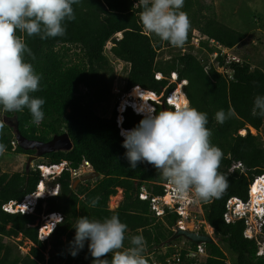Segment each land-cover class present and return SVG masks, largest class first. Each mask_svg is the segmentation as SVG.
Returning a JSON list of instances; mask_svg holds the SVG:
<instances>
[{"label":"trees","instance_id":"16d2710c","mask_svg":"<svg viewBox=\"0 0 264 264\" xmlns=\"http://www.w3.org/2000/svg\"><path fill=\"white\" fill-rule=\"evenodd\" d=\"M73 9L75 19L65 21L63 36L42 40L38 35L28 37L17 33L32 53L31 56L25 54V60L41 75L38 90L30 95L45 100L42 105L44 119L34 124L27 108L21 112L3 113L10 125L4 124L6 134H0V143L6 146L5 152L30 156L31 149H23L20 145L24 141L45 143L65 133L72 144L68 151L44 153L37 156V160L65 161L71 168L85 160L98 176L73 187L69 173L62 171L52 182L58 184L57 194L47 197L44 205L39 200L33 213L19 214L3 211L2 206L8 201L19 202L24 195L33 192L39 176L36 171L26 168L11 175L0 169V264H92L94 258L88 252L87 242L75 257L69 254V242L75 235V219L82 216L103 219L117 214L127 224L129 236L143 235L147 250L157 248L173 233L179 220L176 213L166 210L162 220L155 221L149 203L137 198L142 185L145 191L162 196L165 180L150 163L138 162L135 169L129 167L115 124V109L112 107L105 116L103 107L112 97L113 83L110 78L113 68L106 50L115 60L129 66L124 91L137 85L157 95H167L176 87L167 79L171 72L176 73L178 80L186 81L181 89L185 100L188 106L207 113L206 127L212 133L210 143L223 152L217 171L228 182L218 197L202 205L205 221L213 229L217 241L225 246L230 264H264V258L256 256L255 242L242 235L243 221L225 224L222 219L225 201L229 197L246 199L252 179L264 174V143L259 136L264 117L253 115L251 111L253 98L264 94V66L251 69L246 61L232 62L233 79L229 80L216 71L212 62L202 63L190 51L181 53L178 50L169 58H158L163 47L174 46L143 29L139 0H80ZM182 10L191 23L184 45L195 41L199 48L212 52L214 48L208 47L211 40L230 49L245 37L219 21L211 5L203 4L201 0H184ZM217 60L222 64L219 56ZM156 72L163 75L161 80L154 78ZM136 94L135 90L130 92L132 100H136V110L145 115L142 102L145 97L136 103ZM230 107L235 116L218 123L215 113L220 109L227 113ZM160 110L161 105L155 103V111ZM143 118L127 109L122 126L132 129ZM250 129L256 133H250ZM240 130L245 131L243 136L239 134ZM234 162H240L242 170L229 173ZM117 189H121L122 200L110 210L108 199ZM93 198H98L95 207L90 206ZM46 212H59L62 219L48 239L40 241L37 238L39 217ZM17 236L31 243L23 256L14 254L12 246L5 242ZM128 246L126 239L124 247ZM46 249L48 257L44 254ZM205 249V264H227L218 244L206 243ZM106 255L111 258V253Z\"/></svg>","mask_w":264,"mask_h":264},{"label":"clouds","instance_id":"9594fccd","mask_svg":"<svg viewBox=\"0 0 264 264\" xmlns=\"http://www.w3.org/2000/svg\"><path fill=\"white\" fill-rule=\"evenodd\" d=\"M79 2L0 0V113L21 112L27 108L34 124L44 119L45 100L30 95L38 90L41 75L25 60V54L31 56L32 53L17 33L28 37L38 35L42 40L63 36L65 21L75 19L73 5ZM139 4L142 7L139 19L146 32L172 46L184 45L191 28L187 13L182 10L184 0H139ZM251 111L253 115L264 117V94L253 98ZM233 116L235 111L231 107L227 113L220 109L215 113V120L222 124ZM207 124V113L188 106L186 101L182 106L169 105L168 109L158 112L148 107L137 126L120 131L129 167L135 169L138 162L150 163L181 196L191 189L201 200L218 197L228 182L217 171L223 152L210 143L212 133ZM3 127L0 120V129ZM242 132L243 136L245 131ZM5 150L6 146L0 143V154ZM97 199L90 201L91 207L96 206ZM150 212L153 213L151 209ZM152 217L155 218L153 214ZM74 229L75 235L69 242V254L73 257L87 242L88 252L94 258L92 264H148L143 235L129 236L127 224L117 214L103 219L78 217ZM126 239L128 247H124ZM109 253L111 258L106 255Z\"/></svg>","mask_w":264,"mask_h":264},{"label":"rangeland","instance_id":"374dc122","mask_svg":"<svg viewBox=\"0 0 264 264\" xmlns=\"http://www.w3.org/2000/svg\"><path fill=\"white\" fill-rule=\"evenodd\" d=\"M201 1L205 5H211L212 10L214 11L216 17H218L219 21H221L223 24L237 31H240L245 35V37L239 44L235 45L233 48L227 49L226 54L233 55L239 61L248 62L251 66V69L262 68L264 66V0H201ZM240 14H243L244 16ZM250 14L255 16V19ZM215 45H216L215 42L212 41L208 43V47L214 48L213 52H207L199 48L195 41L189 43V45H183L182 47L165 46L160 50L158 58H162V59L169 58L171 55L175 54L178 50H180L181 53L190 51L193 55L197 57L199 61L206 64L208 62L214 61L213 60L214 51L216 50ZM189 47H191V49H189ZM105 52L108 55V58L110 60L109 62L113 68V72L110 74V78H112L113 80L112 89H111L112 97L110 101L104 104L103 107L106 113L105 116H108L111 108L113 107L115 109L116 104L119 103V101L117 102L118 97H120L119 95L125 93L123 92L124 91L123 86L129 66L121 61L115 60L107 52V50ZM178 87L179 85H176V87L173 90H175ZM130 92L131 91L129 90L127 93L129 94ZM161 95L162 93L158 94V96ZM0 119L3 121L5 125L8 126L10 125L9 121H7L8 119H5L3 113H0ZM2 130L3 128L0 129V134L2 132L6 134L5 131ZM249 132L252 134L256 133L255 130L252 131L251 129ZM240 133L243 134L242 130L239 131V134ZM259 136L262 139V142L264 143V119L262 122V126L259 130ZM34 156L37 155L32 154L31 156H28L26 154L5 152L0 155V169L9 175L17 172H23V169L26 168V163L28 158ZM39 161L40 160L31 158V161H29L28 164L29 165L28 169L30 170L34 169L33 164H37ZM79 177H72L71 182L78 179ZM94 179L95 178L93 177V179L90 180H94ZM44 186H45V190L42 192V194H40L42 196L41 199L43 200L42 205H44L45 197L53 195V192H51L52 184L48 181L45 182ZM120 200H122L121 189H117L116 194L109 197L108 199V203H107L108 209L110 210L115 209V207L119 204ZM43 216L41 215V217H39L40 225H43L44 221L47 220L44 219ZM50 220L54 222L56 218L50 217ZM205 231L210 234L208 235L213 238L214 243L218 244L222 248L226 256V259L228 261L227 264H230L229 262L230 255L227 252L225 246L217 241V238L213 234L212 228H210L209 226H205ZM183 240L184 239L182 238L175 239L172 245H182ZM5 242L12 246L14 254H18L20 256L25 255L31 246V243L28 240L21 238V236H17L16 238L6 239ZM160 246L161 244L158 246V248ZM47 250L48 249L44 251L45 257H48Z\"/></svg>","mask_w":264,"mask_h":264},{"label":"built area","instance_id":"2783aa9c","mask_svg":"<svg viewBox=\"0 0 264 264\" xmlns=\"http://www.w3.org/2000/svg\"><path fill=\"white\" fill-rule=\"evenodd\" d=\"M223 51V50H222ZM239 60L233 55H228V58L225 61V64L230 63V61ZM160 78V77H158ZM156 78V79H158ZM135 88V87H134ZM133 88V89H134ZM132 89V91H133ZM140 93L137 95L139 98L145 97L146 110L148 107H153L155 105L150 101L160 104L162 97L154 94L151 91H147L139 86L135 88ZM147 94V96H145ZM169 94V93H168ZM130 94H128L129 97ZM168 98L167 103H169ZM160 100V101H159ZM117 110V105H116ZM145 110V115H146ZM137 111V110H136ZM144 115V116H145ZM264 153V150H263ZM39 165L36 167L38 168ZM52 167L49 172H53ZM235 169L242 170V165L240 162H234L230 167L228 172H232ZM81 170L72 171V176L77 177L81 174ZM162 196L152 199V204L150 209L153 212L152 214L156 217H161L164 214V209H168L171 212H174L179 217L177 224L174 226V229L180 228L182 230L193 232L201 235H208L205 231V226H209L204 218L202 205L211 201L201 200L196 197L193 190H189L186 194L181 196L178 194L173 186L165 181V188ZM37 194L32 193L26 196L25 203L24 201L19 203L9 202L3 207L4 210H19L21 212H27L30 210L28 205L32 202V197L35 198ZM196 207L195 210L189 207ZM264 206V174L257 175L254 177L252 184L246 192V199L238 197H229L224 203V211L222 214V219L225 224H232L236 221H243L244 229L242 235L248 240H253L257 247L256 256L264 258V216L257 221L254 218V214L260 211ZM52 225L49 220H45L44 224L40 229L41 236H44L45 230H48L49 226ZM210 227V226H209ZM211 228V227H210ZM213 231V229H212ZM210 235V234H209ZM208 235V236H209ZM211 237V236H209ZM213 240V238L211 237ZM182 245H172L167 244L165 246H160L159 248H154L153 250L145 249V256L148 260V264H205L204 259L207 256L205 249V243H192L186 239L182 241ZM214 243V240H213Z\"/></svg>","mask_w":264,"mask_h":264},{"label":"bare ground","instance_id":"6f19581e","mask_svg":"<svg viewBox=\"0 0 264 264\" xmlns=\"http://www.w3.org/2000/svg\"><path fill=\"white\" fill-rule=\"evenodd\" d=\"M212 41V40H211ZM212 42H214V41H212ZM216 45H215V47H216V50L214 51V57H213V60L214 61H212V63H213V65H214V68L216 69V71L217 72H219V73H221L222 75H224V76H226L229 80H232L233 79V77H232V71H231V69H230V64L232 63V62H235L234 60H232V61H230V63H228V64H225V61H226V59L228 58V55L226 54V50L228 49V48H226V47H223V46H221V45H219V44H217V43H215ZM223 50V51H222ZM213 52V51H212ZM220 57L221 58V60H222V64H220V60H217V57ZM158 77H160L159 79H157V80H161V78L163 77V75L161 74V73H158V72H156V73H154V78H158ZM168 79V81H169V79L170 80H172L175 84H178L179 85V87L178 88H176L175 90H171L170 92H169V94H167V95H164L163 93H162V95L160 96V97H163L162 99H161V103H164L167 107H169V104L167 103V101H168V98L171 96V98L169 99V103L173 106V107H177V106H182L183 104H184V102L186 101L185 100V97H184V94H183V92H182V86L183 85H185L186 84V82H185V84H183L182 82H181V80H178L177 79V75L174 73V72H171L170 74H169V77L167 78ZM135 87V86H134ZM134 87H132V88H130V89H128L127 91H123V92H125V93H122V94H120L119 96L120 97H118V100H117V102L119 101V103H117L116 105H117V110H116V108H115V113H116V117H115V124H116V126L118 127V133H119V136L122 138V141H123V137L120 135V131H121V129H124V130H130V128L129 129H126V128H124L123 126H122V121H123V114L126 112V110L127 109H129L133 114H135V115H139V116H141V117H144V115L142 114V112H139L138 110L136 111V105H135V103H134V101H136V100H132V98H131V96L129 95V97H128V91L130 90V91H132V89L134 88ZM137 91V94H136V96L137 95H139V91L138 90H136V89H133V91ZM148 91V90H147ZM152 92V91H151ZM130 94V93H129ZM146 96H147V94H146ZM138 97V96H137ZM137 101L138 102H136V103H139L140 101H141V98H137ZM142 102H144V105H145V107L143 108V109H145L147 106H146V103L148 102H146L145 101V99L144 100H142ZM141 102V103H142ZM152 102V104H154L155 105V102L154 101H151ZM161 103H160V105H161ZM138 106V105H137ZM116 107V106H115ZM122 109V110H121ZM143 109H140V111L141 110H143ZM168 109V108H167ZM243 131V130H242ZM243 133V132H242ZM65 134V133H64ZM64 134H61V135H64ZM241 134V133H240ZM61 135H58V136H61ZM53 138V137H52ZM50 141V140H49ZM49 141H47V142H45V143H35V142H27V141H24L23 143H21V144H25V145H27V146H32V147H30L29 149H32V148H37L38 146L40 147V148H42V150L41 151H37L36 152V155L37 156H39L40 157V155H42V154H44V153H49V152H43L44 150H45V146H44V144H46V143H48ZM71 142V141H70ZM71 146H72V144H71ZM58 151H62V150H58ZM68 151V150H67ZM55 152V151H54ZM31 156V155H30ZM37 156H34V157H29L28 158V160L29 161H31V158L32 159H36L37 160ZM28 160H27V163H26V169H28V164H29V162H28ZM39 166H38V168L36 167V168H34V169H31V170H34V171H36L37 172V174H38V176H39V179H38V182H37V184H36V186H35V190L33 191V192H31V193H28V194H26V195H24L23 196V198H22V200L21 201H19V202H14V201H8L6 204H4L3 206H2V210L3 211H6V212H8V213H19V214H31V213H33L34 212V208H35V206L37 205V203H38V201L39 200H41V201H43L41 198H42V196L40 195V194H42V192L45 190V186H44V184H45V182H50L51 184H52V182L55 180V179H57L59 176H60V174H61V172L62 171H67L68 173H69V178H70V180H72L71 178L73 177L72 176V171H75V170H81V175H80V177L79 176H77V177H79L78 179H76V180H79V182H83V181H80V179L82 178V177H84V176H86V175H88V174H91V173H93L92 172V170H91V167H90V165H89V163L87 162V161H85V160H83L76 168H71L70 166H69V164L67 163V162H59V163H48V162H39V163H37ZM52 167H54L53 168V172H49V170L52 168ZM229 170V169H228ZM98 176V175H97ZM97 176H95L94 178H96ZM91 179H93V177L91 178ZM254 179V178H253ZM253 179H252V181H251V183L249 184V186H248V189H249V187H250V185L252 184V182H253ZM76 180H74L73 181V184H72V186L73 187H75V181ZM87 180H90V179H87ZM84 181H86V180H84ZM78 182V183H79ZM164 188H165V184H164V186H163V192H164ZM57 191H58V184L57 183H54V184H52V187H51V192H53V195H50V196H55L56 194H57ZM32 193H35V194H37L36 195V197L35 198H31L32 199V202L28 205V208L30 209V210H28L27 212H21V211H19V210H17V211H15V210H13V209H11V210H4L3 209V207L5 206V205H7L9 202H14V203H21V202H23L24 201V203L27 201V200H25V198H26V196L27 195H29V194H32ZM165 193V192H164ZM50 196H47V197H50ZM47 197H45V199L47 198ZM158 196L157 195H153L152 193H150V192H148V191H145L144 190V186L142 185L141 186V188H140V190H139V192L137 193V198L139 199V200H141V201H147L148 203H149V206L152 204V199L153 198H157ZM166 210H168V209H164V214H163V216H161V217H156L155 216V218H156V221H160V220H162V218L166 215ZM42 216H43V218L44 219H47V220H49V222H51L52 223V225H50L49 226V228H48V230H45V233H44V236H41V234H40V229H41V227H42V225H40V222H39V228H38V233H37V238H38V240H40V241H44V240H47L48 239V237H49V235H50V233L52 232V230L54 229V227H55V225H56V223H58V222H60L61 221V219H62V216H61V214L59 213V212H46V213H42L41 214ZM41 215H40V217H41ZM264 216V206L260 209V211L259 212H257L256 214H254V218H256V220L257 221H259L262 217ZM50 217H55L56 218V220L53 222V221H51L50 220ZM176 229H174L173 228V233H174V231H175ZM50 232V233H49ZM172 233V234H173ZM179 238V237H178ZM182 239H184L183 237H181ZM169 239V238H168ZM167 239V240H168ZM177 239V238H176ZM167 240L166 241H164L163 243H161V246H165V245H167L168 243H170L171 241H173V240H171V241H169V242H167ZM175 240V239H174ZM207 257V256H206ZM206 259V258H205ZM205 259H204V261H205Z\"/></svg>","mask_w":264,"mask_h":264},{"label":"water","instance_id":"95a60500","mask_svg":"<svg viewBox=\"0 0 264 264\" xmlns=\"http://www.w3.org/2000/svg\"><path fill=\"white\" fill-rule=\"evenodd\" d=\"M163 109H167V108H166L164 103H161V110H163ZM20 145L23 149H29L30 147H32V146H27L25 144H20ZM44 146H45V150L43 152H54V151H58V150L67 151L71 148V142H70L68 136L66 134H64L61 136L53 137L48 143L44 144ZM29 160H28V162H29ZM97 175H98L97 172H93L91 174H88V175L82 177L80 179V181L91 179L92 177H95ZM78 182H79V180H76L75 184H77ZM178 237H183L184 239H186L192 243H195V244L213 243V240L208 235L196 234L193 232H188V231L182 230L180 228H176V230L169 237L167 242L174 240Z\"/></svg>","mask_w":264,"mask_h":264},{"label":"flooded vegetation","instance_id":"af4514ba","mask_svg":"<svg viewBox=\"0 0 264 264\" xmlns=\"http://www.w3.org/2000/svg\"><path fill=\"white\" fill-rule=\"evenodd\" d=\"M42 148H40L39 146L37 148H32L31 151L33 152L32 154H36L37 151H41Z\"/></svg>","mask_w":264,"mask_h":264}]
</instances>
